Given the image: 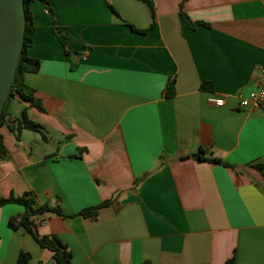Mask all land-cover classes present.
Listing matches in <instances>:
<instances>
[{
	"label": "crops",
	"instance_id": "obj_1",
	"mask_svg": "<svg viewBox=\"0 0 264 264\" xmlns=\"http://www.w3.org/2000/svg\"><path fill=\"white\" fill-rule=\"evenodd\" d=\"M43 1L24 75L43 111L16 99L44 136L0 127V199L58 208L36 230L67 264H264V106L238 100L264 79V0ZM23 212L0 208V264H54L9 227Z\"/></svg>",
	"mask_w": 264,
	"mask_h": 264
},
{
	"label": "trees",
	"instance_id": "obj_2",
	"mask_svg": "<svg viewBox=\"0 0 264 264\" xmlns=\"http://www.w3.org/2000/svg\"><path fill=\"white\" fill-rule=\"evenodd\" d=\"M33 1L44 2L43 0H24L25 29H24V37H23V46L20 53L19 62L16 68L14 80L12 82L8 98L5 101L2 113L0 115V127H2L3 125L7 126L9 131L15 134L16 138H18L21 130H29L32 132H36L41 136H44L43 134L44 132L41 126L38 125L37 123L30 121L27 118L25 109L22 111L20 119L16 120L15 122H11L8 118V104L11 100L16 98L22 102L28 103L29 107H33L39 111H43L40 103L34 98L33 90L24 83L25 74L37 73L39 69V62L27 56V49L32 44L33 31H34L32 16L29 10V3ZM148 4L150 5L152 11L151 4L149 2ZM181 16L185 21H187V24L190 28H195L199 25H204L202 23L189 22L182 12H181ZM53 32L57 37V39L59 40L62 47L64 48L65 52H68L69 51L68 41L65 35L56 29H54ZM172 95H173V88H172V84L169 83L164 92V96L166 98H169ZM3 152L4 149L2 146V141L0 136V154L2 155ZM201 154H202V150H201ZM195 158L199 160L202 159L200 154L196 155ZM211 161L216 162L218 160L212 159ZM5 204H18L23 206L24 208V212L21 215L14 216L9 219V227L11 229L17 230L19 228H23L27 233H29L32 236V238L40 248L46 249L52 254V260L54 261V264H67L70 261L71 252L69 251L67 246L57 236L39 235L36 230L38 225L34 223L35 220L43 221L44 219L42 218L40 219V217L45 214H55L58 216H62L58 208L50 209L46 206L36 207L34 205V199L30 194L21 198H14L13 196H10L7 199H0V208ZM108 205H109V201L101 203L94 207L86 208L81 212H79L77 215L82 217L83 219L94 220L96 219L99 210H101L103 207H106ZM28 260H29V256L27 254L21 253L17 258L16 264H25L28 262ZM227 264H232V260L227 262Z\"/></svg>",
	"mask_w": 264,
	"mask_h": 264
},
{
	"label": "water",
	"instance_id": "obj_3",
	"mask_svg": "<svg viewBox=\"0 0 264 264\" xmlns=\"http://www.w3.org/2000/svg\"><path fill=\"white\" fill-rule=\"evenodd\" d=\"M24 29V0H0V115L14 80Z\"/></svg>",
	"mask_w": 264,
	"mask_h": 264
},
{
	"label": "built area",
	"instance_id": "obj_4",
	"mask_svg": "<svg viewBox=\"0 0 264 264\" xmlns=\"http://www.w3.org/2000/svg\"><path fill=\"white\" fill-rule=\"evenodd\" d=\"M239 105L241 108L248 109V110H254L263 108L264 106V79L261 80L259 87L250 92L247 97H243L242 95L238 96ZM224 103L223 98H217L211 100V104L216 107L222 106ZM34 199V198H33ZM34 223L36 225H40L44 223V220H35Z\"/></svg>",
	"mask_w": 264,
	"mask_h": 264
},
{
	"label": "rangeland",
	"instance_id": "obj_5",
	"mask_svg": "<svg viewBox=\"0 0 264 264\" xmlns=\"http://www.w3.org/2000/svg\"><path fill=\"white\" fill-rule=\"evenodd\" d=\"M17 99H13L8 104V113L12 118H19L21 113V107L19 106Z\"/></svg>",
	"mask_w": 264,
	"mask_h": 264
}]
</instances>
